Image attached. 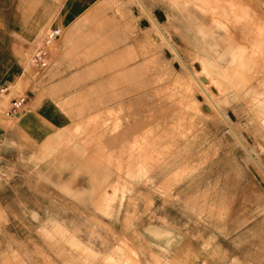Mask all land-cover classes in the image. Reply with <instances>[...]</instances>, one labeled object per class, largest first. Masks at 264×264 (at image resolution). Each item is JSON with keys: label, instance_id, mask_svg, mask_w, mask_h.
Returning <instances> with one entry per match:
<instances>
[{"label": "rangeland", "instance_id": "obj_1", "mask_svg": "<svg viewBox=\"0 0 264 264\" xmlns=\"http://www.w3.org/2000/svg\"><path fill=\"white\" fill-rule=\"evenodd\" d=\"M41 2L83 71L0 100V264H264V0Z\"/></svg>", "mask_w": 264, "mask_h": 264}, {"label": "crops", "instance_id": "obj_2", "mask_svg": "<svg viewBox=\"0 0 264 264\" xmlns=\"http://www.w3.org/2000/svg\"><path fill=\"white\" fill-rule=\"evenodd\" d=\"M0 0V87H28V100L33 106L36 97L45 96L46 91L65 82L62 74L74 73L82 69L73 67V61L79 56L76 46L74 25L82 17L54 16L46 28L45 3L40 0ZM59 13L61 2L59 3ZM55 8V5H54ZM50 27H60L61 35L50 48V64L41 76L35 77L27 66L29 55L35 46L40 30L45 32ZM83 71V70H82ZM37 85V92L31 86ZM13 94L5 93L0 100L8 102ZM48 98L49 104L54 101ZM26 100V102L28 101ZM26 104V103H25ZM16 117V116H15ZM9 131L1 129L0 142L6 140Z\"/></svg>", "mask_w": 264, "mask_h": 264}, {"label": "built area", "instance_id": "obj_3", "mask_svg": "<svg viewBox=\"0 0 264 264\" xmlns=\"http://www.w3.org/2000/svg\"><path fill=\"white\" fill-rule=\"evenodd\" d=\"M60 27L48 28L33 47L27 62L29 70L35 77L41 76L50 64V48L54 41L61 35ZM12 93L13 96L8 102L4 114L8 117H15L28 98V87H0V96L5 93Z\"/></svg>", "mask_w": 264, "mask_h": 264}, {"label": "bare ground", "instance_id": "obj_4", "mask_svg": "<svg viewBox=\"0 0 264 264\" xmlns=\"http://www.w3.org/2000/svg\"><path fill=\"white\" fill-rule=\"evenodd\" d=\"M261 42V41H260ZM200 77H201V75H200ZM206 77V76H205ZM202 78V77H201ZM203 83V82H202ZM205 84V83H204ZM211 110V109H210ZM215 110V109H214Z\"/></svg>", "mask_w": 264, "mask_h": 264}]
</instances>
